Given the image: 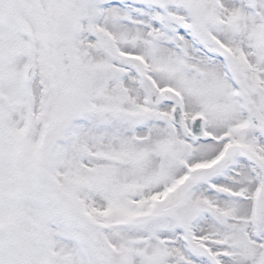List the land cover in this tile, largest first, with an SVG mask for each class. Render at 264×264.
Here are the masks:
<instances>
[{
  "label": "snow or ice",
  "instance_id": "1",
  "mask_svg": "<svg viewBox=\"0 0 264 264\" xmlns=\"http://www.w3.org/2000/svg\"><path fill=\"white\" fill-rule=\"evenodd\" d=\"M0 264H264V0H0Z\"/></svg>",
  "mask_w": 264,
  "mask_h": 264
}]
</instances>
